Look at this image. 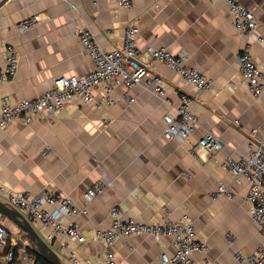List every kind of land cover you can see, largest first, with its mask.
I'll return each mask as SVG.
<instances>
[{
    "label": "crops",
    "instance_id": "0c3cea01",
    "mask_svg": "<svg viewBox=\"0 0 264 264\" xmlns=\"http://www.w3.org/2000/svg\"><path fill=\"white\" fill-rule=\"evenodd\" d=\"M237 1L255 14L256 35L263 42H253V55L264 68V0ZM34 15L40 16L39 23L19 32L17 24ZM131 21L139 27V52L148 46L184 51L188 64L212 80V87L193 105L198 126L189 142L162 137V116L175 112L179 94L188 87L175 72L156 63L153 72L165 83L162 97L142 82L131 89L132 103L124 100L123 89H116L110 106L75 99L57 117L37 115L29 124L0 129L1 181L13 192L50 191L79 206L94 181L106 183L105 192L89 203L88 215L79 219L85 240L67 239L80 263L103 264L108 250L117 264H160L161 251L173 254L166 237L132 236L109 249L92 240L95 230L109 226L108 213L115 204L124 219L176 221L186 215L208 245L207 253L194 254L196 261L240 264L234 253L253 250L261 238L248 215L246 184L236 185L222 161L248 150L250 130L264 123V92L256 100L241 79L236 58L248 39L235 32L222 0H134L130 9L118 8L114 0H0V70L9 47L19 57L16 76L0 84V97L34 99L58 76L88 73L93 65L76 36L78 25L87 22L108 50L120 47ZM99 97L97 90L95 99ZM209 130L219 137L221 148L193 152ZM220 182L229 186L232 199H211ZM0 223L15 246L14 264H23L29 255L23 245L27 237L2 215ZM228 231L236 234L232 243L225 236ZM4 262L5 251H0V264Z\"/></svg>",
    "mask_w": 264,
    "mask_h": 264
},
{
    "label": "built area",
    "instance_id": "2783aa9c",
    "mask_svg": "<svg viewBox=\"0 0 264 264\" xmlns=\"http://www.w3.org/2000/svg\"><path fill=\"white\" fill-rule=\"evenodd\" d=\"M235 32L248 39L241 46L236 58L238 71L242 81L247 85L250 94L257 100L264 92V68L254 60L253 42L262 43L261 36L256 35L257 22L255 14L237 0H222ZM120 9H130L134 0H114ZM95 4L96 0H92ZM73 9L75 7L71 5ZM39 15H34L17 24L19 32L36 26L40 21ZM76 36L93 68L83 75H61L56 77L49 89L40 93L34 99L11 101L8 95L0 97V129H5L13 123L29 124L35 116L44 119L57 117L64 107L80 99L84 103H96L98 107L110 106L115 103L114 91L123 89V98L132 103L134 97L131 89L144 83L154 94L162 97L165 83L161 76L153 72L156 63H160L175 72L184 81L188 90L179 94L175 112L162 116L164 128L162 137L176 140L179 143L189 142L198 126V117L193 111L196 100L212 87V80L200 70L188 64L189 56L184 51H173L168 46H148L142 52L138 50L139 27L137 22H129L123 30L120 47L104 49L96 39L91 26L86 22L78 25ZM5 66L0 70V84L12 80L18 71L19 57L15 49L8 48ZM100 90V99H95V92ZM251 140L245 153L227 155L222 166L230 173L236 185L246 184V201L248 215L258 227L261 241L251 251H236L234 259L240 264H264V123L259 128L250 130ZM203 148L217 151L221 148V141L213 131H207L198 141L193 152ZM45 148L43 154L46 155ZM106 183L102 180L94 181L83 193L84 205L79 206L71 198L59 193L41 191L13 192L7 188L0 178V198L10 206L20 211L26 220L36 229L44 241L59 255L66 253V260L70 264L80 263L73 251L69 250V239L82 242L85 237L80 232L79 219L88 215V205L106 190ZM220 197L232 199L233 194L229 186L220 182L211 194L213 201ZM109 226L95 230L91 239L103 244L107 249L118 240H128L132 236L148 235L155 239L166 237L169 245L174 247L173 254L161 251L157 259L160 264H208L198 262L194 254H205L208 251L206 241L200 239L194 229L193 220L184 215L176 221L158 220L146 222L137 218L122 217L118 205L109 210ZM19 236L22 235L19 233ZM226 238L232 243L236 234L228 231ZM23 245L29 244L24 238ZM10 233L0 223V251L5 252L4 264L13 259L15 246L9 244ZM9 244V247L7 246ZM18 244L17 242L15 245ZM14 247V248H13ZM103 264H117L113 253L108 250ZM23 264H39L31 254L24 256ZM151 264V263H148Z\"/></svg>",
    "mask_w": 264,
    "mask_h": 264
},
{
    "label": "water",
    "instance_id": "95a60500",
    "mask_svg": "<svg viewBox=\"0 0 264 264\" xmlns=\"http://www.w3.org/2000/svg\"><path fill=\"white\" fill-rule=\"evenodd\" d=\"M0 215L4 216L16 226L17 229L34 244L37 251L49 264H70L44 241L20 211L10 206L1 198Z\"/></svg>",
    "mask_w": 264,
    "mask_h": 264
},
{
    "label": "trees",
    "instance_id": "16d2710c",
    "mask_svg": "<svg viewBox=\"0 0 264 264\" xmlns=\"http://www.w3.org/2000/svg\"><path fill=\"white\" fill-rule=\"evenodd\" d=\"M9 247V244L7 245ZM14 248V247H13ZM26 253L28 254H31L35 257L36 261L39 263V264H49L41 255L40 253L37 251V249L35 248L34 244L29 241V244L26 246V249H25ZM6 252V251H5ZM16 250L14 248L13 250V259L12 261L9 263V264H14L15 262V258H16Z\"/></svg>",
    "mask_w": 264,
    "mask_h": 264
},
{
    "label": "rangeland",
    "instance_id": "374dc122",
    "mask_svg": "<svg viewBox=\"0 0 264 264\" xmlns=\"http://www.w3.org/2000/svg\"><path fill=\"white\" fill-rule=\"evenodd\" d=\"M28 241H29V239H28Z\"/></svg>",
    "mask_w": 264,
    "mask_h": 264
}]
</instances>
